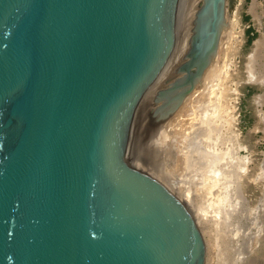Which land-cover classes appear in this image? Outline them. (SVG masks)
<instances>
[{"label":"water","instance_id":"1","mask_svg":"<svg viewBox=\"0 0 264 264\" xmlns=\"http://www.w3.org/2000/svg\"><path fill=\"white\" fill-rule=\"evenodd\" d=\"M177 1L0 0V264H203L188 212L124 160ZM223 11L203 0L180 67L134 120L144 139L193 90Z\"/></svg>","mask_w":264,"mask_h":264},{"label":"rangeland","instance_id":"2","mask_svg":"<svg viewBox=\"0 0 264 264\" xmlns=\"http://www.w3.org/2000/svg\"><path fill=\"white\" fill-rule=\"evenodd\" d=\"M224 16L227 23H233L234 40L228 47L222 44L218 68L226 65L230 67L227 66L230 79L225 84L228 91L226 110L223 112L225 119L230 121H226L229 125L223 123L225 127L222 125L223 127H220L222 130L219 129L221 133L212 136L209 142L211 147H208L218 158L215 164L225 168L222 183L216 187L215 193L210 194L211 196L203 194L197 185L199 181L191 177L196 169L194 155L190 157V166L193 165L191 173L185 170L187 168L180 159V152L193 150L195 132L185 126L188 137L183 140L179 137L172 139L174 126L181 117H177L180 107L173 117L158 123L156 131H150L148 139H144V114H141L139 128L132 130L129 162L139 171L159 180L177 198L183 197V193L186 192L191 199L188 204L189 199L186 202L190 211L194 210L195 206L207 209L204 215L206 221L198 224L205 244L204 264H264V87L247 80L245 66L254 42L262 39L260 58L254 69L256 72L264 70V0H224ZM260 95L263 97L259 99ZM146 97L137 115L146 104L144 102L147 101ZM155 97L156 94L153 98ZM204 101L207 103L206 98ZM183 113L186 115L185 111ZM163 133L165 135L167 133L168 137H164ZM219 134L222 138L221 136L219 138ZM214 136H218L215 137L217 141ZM237 148L241 149L240 152ZM224 153L227 154L222 156ZM219 156H222L223 160L220 161ZM238 159L246 163L245 176L239 181L236 178L238 174L236 172H239L237 168L241 163ZM170 175L178 186L171 183L173 180L170 181ZM223 199L225 202L222 204ZM222 207L226 209L228 216L225 218L219 215L220 218L213 221L211 213L221 209L224 211Z\"/></svg>","mask_w":264,"mask_h":264},{"label":"bare ground","instance_id":"3","mask_svg":"<svg viewBox=\"0 0 264 264\" xmlns=\"http://www.w3.org/2000/svg\"><path fill=\"white\" fill-rule=\"evenodd\" d=\"M202 3H203V0H178L177 1L175 17H174V43H173L172 50H171L170 55L168 56V58L164 64V66L160 70L159 74L156 76V78L154 79L152 84L149 86V88L145 91V93L140 98L138 104L136 105V108L134 110V113H133V116H132V119L130 122L129 131H128V138H127V143H126V149H125V154H124V160L129 166H131L135 169H137V168L134 167L133 165H131L129 162V154L128 153H130L129 151H130V142H131L132 130H133L134 120L136 118L138 109H139L140 105L142 104V102L146 96H149V98H153L154 95L156 94V92L164 91L166 89L167 85H163V84L167 79V76H168L170 69L180 67V58L185 56L187 54V51L190 49L191 39H189V38L193 35V32H190V30L194 27V24L191 26L190 23L195 19L194 15L201 9ZM221 21H222V26H221L219 34L216 36L213 55L207 60L205 68L199 73L198 78H197L195 85L193 87V90L192 91H186L185 97L182 100V102L180 103L181 106L179 105L173 111V114H174L178 110V108L180 107V109L178 111L179 113L177 114V117H179V116H181V117L178 118L176 126H174V129L172 132V139L179 137V139L181 138L183 140L186 137H188V136H186L185 126L190 127L191 130H193L195 132V134H194L195 139L192 141L193 150L191 152H189V151L180 152V156H181L180 159L183 160V164L187 168L185 170H187L189 173H191L193 165L190 166V162H191L190 157L193 155L195 156L196 169H194V171H193L194 174L191 177H194L195 180L199 181L197 183V185L200 186L199 190H201L202 193L206 194V195L207 194L210 195L212 192L213 193L216 192L215 191L216 187L219 186L220 183H222L223 177L225 175L224 166L221 167L220 164H219V166H218V164H215V162H216V160H218V158L214 156V154H213L214 151L212 152L208 148V147H211L210 146L211 144L209 142H211L210 140H212V136L217 135L218 133H221V132H219V129L222 130V128H220V127H223L224 126L223 123H225L228 120L227 118L225 119L223 112H225L224 110H226L225 103H226V96H227L228 89H225V84L230 79V72H229L230 67L228 65H226V66H222V68L221 67L218 68V66H219L218 61H220L219 58H220V54H221L222 44H226V46L228 47V45L231 44L232 41L234 40V37H233V26H232L233 23L232 24H231V22L227 23L226 18L224 16V13H223ZM188 40H189V42H188ZM261 40L258 39L254 42L252 52L247 56V63L245 66H246L247 80L250 83H256V84H259V86L264 87V72H263L264 70L263 71L258 70L259 72H256L254 69L258 58H260L259 53L261 51V45H262ZM225 61H227V60H225ZM224 62H223V64H224ZM229 64H230V62H229ZM263 64H260V65H263ZM260 65H258V67ZM263 68H261V69H263ZM261 97H263V95H260L258 98L260 99ZM205 98L207 99V103H206V101H204ZM144 102H146V101H144ZM183 111H185L186 115H184ZM228 111L229 110L227 109V113H228ZM173 114H172V117H173ZM228 114H226V116ZM168 118H165L162 121H165ZM140 119H141V114H140ZM140 119H139V124H140ZM229 121H230V119H229ZM229 121H227V122H229ZM227 122H226V124L229 125ZM139 124H138V128H139ZM156 125H155V131H156ZM167 127H168V125H167ZM166 129H168V128H166ZM163 130H164V128H163ZM149 133H150V131H149ZM149 133H148V136H149ZM164 133H165V131H164ZM148 136H147V139H148ZM165 136L168 137L167 133H166V135L164 134V137ZM220 136L221 135L219 134V138H220ZM215 137H218V136H214V138ZM162 138H163V135H162ZM221 138H222V136H221ZM166 140H168V139H166ZM215 140L217 141V138H215ZM230 143H232V142H230ZM161 144H160V147L162 146ZM163 147H164V145H163ZM157 148L159 149L158 146H157ZM237 149L240 152L241 149L240 148H237ZM162 152H163V150H162ZM167 153L165 155L168 157ZM226 154L227 153H224V154H222V156H225ZM222 156H219L220 161L223 160ZM168 158H166L165 160H167ZM238 160L241 163L238 165V168H237V169H239V172H236V173H238L237 177H236L238 179L237 181H239V179H241L243 176H245V173H246L245 161L243 162L240 159H238ZM234 167H235V165H234ZM151 177L154 180H156L158 183H160L184 207V209L188 212V214L192 218V221L194 222L196 228L198 229L200 236H202L198 224L202 223L203 221H206L205 220L206 218L204 215H206L207 209L205 210V208L195 206V209L190 211V209L187 208V204L191 201V199H190V196L186 192H184V193L182 192L183 197L181 196L180 198H177L159 180H157L153 176H151ZM169 179H170V181L173 180V181H171V183L173 185L178 186V184L175 182V180L173 179V177L171 175L169 176ZM232 184H234V183H232ZM236 184H238V183L236 182ZM240 184H242L241 180H240ZM235 189H237V187ZM188 199H189V201L187 202ZM225 200L226 201L228 200L227 195H226ZM225 200L222 202V204L225 202ZM186 202H187V204H186ZM191 203H190V205H191ZM195 205H198V204H195ZM211 215H213V216H210L211 218L213 217V221L214 220L216 221V219L220 218L222 215L226 218L228 216V213H227L226 209H224V211L221 209L220 211H213L211 213ZM219 215H220V217H219ZM213 224L215 225L216 223H213ZM203 245H204V251H205L204 241H203ZM220 258H222V257H220ZM203 264H204V261H203Z\"/></svg>","mask_w":264,"mask_h":264}]
</instances>
